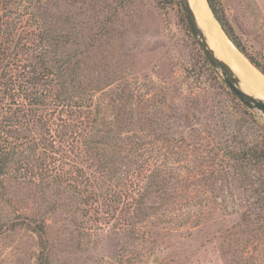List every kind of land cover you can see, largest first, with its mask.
I'll use <instances>...</instances> for the list:
<instances>
[{"label":"rangeland","instance_id":"obj_1","mask_svg":"<svg viewBox=\"0 0 264 264\" xmlns=\"http://www.w3.org/2000/svg\"><path fill=\"white\" fill-rule=\"evenodd\" d=\"M217 1L264 66V0ZM57 4L86 28L84 70L101 79L97 126L110 139L98 154L65 150L66 163L52 165L70 170L72 184L4 180L0 264H42L34 220L49 264H264V165L249 178L232 159L262 146L264 114L211 65L180 0ZM192 4L198 21L216 20L206 0Z\"/></svg>","mask_w":264,"mask_h":264},{"label":"trees","instance_id":"obj_2","mask_svg":"<svg viewBox=\"0 0 264 264\" xmlns=\"http://www.w3.org/2000/svg\"><path fill=\"white\" fill-rule=\"evenodd\" d=\"M59 1L64 0H0V186L11 176L46 185L51 179L72 184L70 170H52V165L67 161L66 151L98 154L110 139L111 132L102 137L94 103L101 79L97 82L84 70L89 50H80L78 41L85 38L86 28L72 23ZM209 1L227 37L264 75V66L247 52L220 3ZM179 5L186 17L181 0ZM91 124L96 125L80 140L82 128ZM232 159L250 170L264 165V142L234 153ZM255 173L251 170L249 178ZM260 185L264 191V180ZM29 227L40 237L41 263L49 264L44 223L34 220Z\"/></svg>","mask_w":264,"mask_h":264},{"label":"bare ground","instance_id":"obj_3","mask_svg":"<svg viewBox=\"0 0 264 264\" xmlns=\"http://www.w3.org/2000/svg\"><path fill=\"white\" fill-rule=\"evenodd\" d=\"M190 2L194 9L192 0ZM201 8L207 10L210 16L214 17L207 4V0L206 6L201 5ZM198 23H200L199 25L204 30L210 47L215 51L216 55L228 63L239 77L242 89L264 100V75L236 49L216 20L202 15Z\"/></svg>","mask_w":264,"mask_h":264},{"label":"water","instance_id":"obj_4","mask_svg":"<svg viewBox=\"0 0 264 264\" xmlns=\"http://www.w3.org/2000/svg\"><path fill=\"white\" fill-rule=\"evenodd\" d=\"M182 3L192 32L197 38L200 47L204 51L211 65L221 73L226 84L246 106L264 114V100L261 98H257L242 89L240 79L234 73L230 65L224 60L220 59L216 55L215 51L210 47L206 34L198 23L196 14L194 12V9L192 8L190 0H182ZM207 4L210 10L212 11L209 0H207ZM212 14L214 15L213 11Z\"/></svg>","mask_w":264,"mask_h":264}]
</instances>
